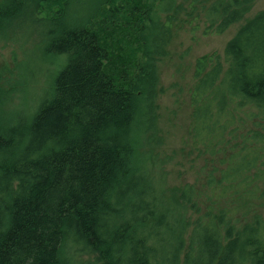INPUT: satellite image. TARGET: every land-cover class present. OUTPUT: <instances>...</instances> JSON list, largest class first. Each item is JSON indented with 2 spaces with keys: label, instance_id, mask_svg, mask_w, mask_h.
<instances>
[{
  "label": "trees",
  "instance_id": "trees-1",
  "mask_svg": "<svg viewBox=\"0 0 264 264\" xmlns=\"http://www.w3.org/2000/svg\"><path fill=\"white\" fill-rule=\"evenodd\" d=\"M254 1H0V32L46 26V62L58 61L32 110L0 124V264H264L251 202L264 194V10L222 57L196 58L189 88L193 147L229 146L207 179L227 204L190 220L195 184L169 187L149 148L156 65L180 14L222 33ZM246 107L257 114L244 130Z\"/></svg>",
  "mask_w": 264,
  "mask_h": 264
},
{
  "label": "rangeland",
  "instance_id": "rangeland-1",
  "mask_svg": "<svg viewBox=\"0 0 264 264\" xmlns=\"http://www.w3.org/2000/svg\"><path fill=\"white\" fill-rule=\"evenodd\" d=\"M177 1L184 5L190 2ZM260 10H264V0H255L244 17L230 24L222 33H204L206 23L202 14L198 18L180 14L166 54L157 62V123L154 141L149 148L159 161H166L161 166L169 187L195 184L199 195L195 199L196 206L189 209L190 220L203 217L211 205L217 211L227 204L226 200L216 199L207 179L210 175L219 179L229 154L228 145L215 154L193 147L188 132L191 121L189 88L194 63L197 57L204 54L217 53L222 57L226 42ZM45 28L25 26L0 32V124L10 123L20 111L32 110L39 94L47 89L52 80L51 71L58 61L53 64L46 62L48 57L43 49ZM255 112L257 114L255 108L246 107L240 113L242 121L238 123L245 126L244 130L254 127L251 116ZM260 115L264 117V111ZM261 123L264 125V120ZM251 202L253 210L264 219V194L251 199ZM192 226L187 230V240ZM88 258L83 256L82 260Z\"/></svg>",
  "mask_w": 264,
  "mask_h": 264
}]
</instances>
